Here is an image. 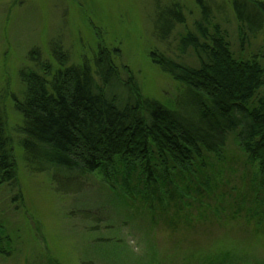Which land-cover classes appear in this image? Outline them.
<instances>
[{
	"label": "rangeland",
	"instance_id": "rangeland-1",
	"mask_svg": "<svg viewBox=\"0 0 264 264\" xmlns=\"http://www.w3.org/2000/svg\"><path fill=\"white\" fill-rule=\"evenodd\" d=\"M252 1L264 8V0ZM244 2L0 0V108L19 187L0 184V264H264V168L242 151L236 133L219 155L195 167L151 162L149 209L141 200L146 171L138 162L134 169L116 163L110 178L79 177L75 193L59 190L51 172L29 170L15 109L24 94L22 73L37 72L39 59L56 69L52 49L80 66L93 65L104 48L122 79L127 68L145 98L174 110L183 88L156 60L163 55L197 67L194 52L183 54L180 41L204 14L235 59L264 66V15L260 26L251 3L246 12L239 9ZM239 18L247 31L258 32H239ZM130 192L133 203L123 197Z\"/></svg>",
	"mask_w": 264,
	"mask_h": 264
},
{
	"label": "trees",
	"instance_id": "trees-1",
	"mask_svg": "<svg viewBox=\"0 0 264 264\" xmlns=\"http://www.w3.org/2000/svg\"><path fill=\"white\" fill-rule=\"evenodd\" d=\"M247 3L253 5L261 26L263 6L246 0L240 5L242 12ZM241 18L239 32H245ZM209 28L210 16L204 14L195 32L180 41L183 54L188 49L194 52L197 67L157 57L161 70L183 88L174 110L145 98L127 68L122 79L104 48L98 49L93 65L86 61L69 65L61 48L51 51L56 69L36 61L37 72L21 74L24 94L15 103L22 117L19 147L28 169L51 172L59 190L75 193L79 177L101 173L110 178L116 163L134 169L138 162L146 171L141 200L150 209L153 190L148 193V185L155 175L151 162L162 167L172 162L173 169L195 167V162L219 155L227 137L236 133L242 151L264 168V96H259L264 66L254 58L235 59L220 28ZM0 184L19 188L1 108ZM128 195H123L126 201L137 200L133 192Z\"/></svg>",
	"mask_w": 264,
	"mask_h": 264
}]
</instances>
